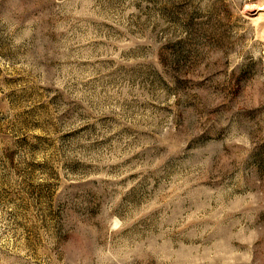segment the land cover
Here are the masks:
<instances>
[{
	"label": "rangeland",
	"instance_id": "1",
	"mask_svg": "<svg viewBox=\"0 0 264 264\" xmlns=\"http://www.w3.org/2000/svg\"><path fill=\"white\" fill-rule=\"evenodd\" d=\"M0 264H264V0H0Z\"/></svg>",
	"mask_w": 264,
	"mask_h": 264
}]
</instances>
